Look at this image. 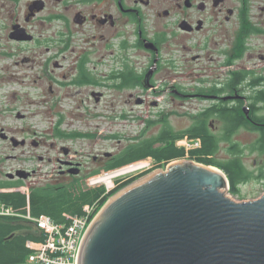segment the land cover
<instances>
[{
    "label": "flooded vegetation",
    "instance_id": "1",
    "mask_svg": "<svg viewBox=\"0 0 264 264\" xmlns=\"http://www.w3.org/2000/svg\"><path fill=\"white\" fill-rule=\"evenodd\" d=\"M228 1L5 0L11 8L21 4L22 11L21 17L11 22L8 37L15 26L18 31L23 30L24 36L31 37L25 41L9 40L46 47L48 57L29 60L30 73L35 78L51 80L50 93L53 88L58 91L52 100L54 109L73 103L70 120H83L82 112L92 107L117 110L132 104L131 110L141 109L138 116L144 119L137 120L144 124L139 134L129 140L131 144L153 140L154 147L174 143L185 148L184 142L196 147L200 142L199 126L206 125L211 136L231 149L245 141L248 133L258 134L248 131L247 126L264 128V68L250 69L242 62L232 70L233 61L228 59L225 67L230 70L226 74L209 80L198 78L186 87L178 82L181 68L173 62V52L184 48L182 39L199 34L208 26L206 19H195V14L217 10L232 16L233 10L225 7ZM171 17L177 26L173 32L167 24L159 23L160 19ZM241 18L240 48H234L239 54L262 35L249 24L246 8ZM35 22L39 32L32 31L30 25ZM198 57L193 56L192 60ZM63 124L66 128L60 130ZM55 126L47 137L34 133L31 137L22 134L14 138L17 167L4 173L0 192L19 191L28 197L35 187L88 188V178L102 171L88 175L103 170L119 152L92 153L83 147V142L95 135L88 137L87 133L70 130L73 124L62 117ZM12 138L6 136L4 140L13 146ZM117 144H121L119 136ZM154 166L160 169L155 162ZM17 172L19 175L15 176Z\"/></svg>",
    "mask_w": 264,
    "mask_h": 264
},
{
    "label": "water",
    "instance_id": "2",
    "mask_svg": "<svg viewBox=\"0 0 264 264\" xmlns=\"http://www.w3.org/2000/svg\"><path fill=\"white\" fill-rule=\"evenodd\" d=\"M146 174L94 212L75 264H264V194L235 202L221 170L191 160Z\"/></svg>",
    "mask_w": 264,
    "mask_h": 264
},
{
    "label": "rangeland",
    "instance_id": "3",
    "mask_svg": "<svg viewBox=\"0 0 264 264\" xmlns=\"http://www.w3.org/2000/svg\"><path fill=\"white\" fill-rule=\"evenodd\" d=\"M25 1L27 0H23ZM20 6L21 4H13L11 8L9 2L0 0V179H5L4 173L15 169L18 163V159L13 158L18 155L17 149L6 142L1 135L4 133L7 137L16 139L22 134L31 137L35 133L47 137V133L56 127L55 122L60 117L65 122L73 124L70 130L95 135L94 138L83 142V147L92 153H116L131 144L129 140L139 134L144 124L137 120L144 119L138 116L141 109L133 107L131 110L132 104L117 110L92 107L82 112L83 120L74 121L69 117H72L73 103L70 105L67 101V106H57L54 109L52 100L58 91L53 88V93H50L51 80L35 78L30 73L32 63L29 60L33 58L41 60L48 57L45 53L46 47L15 44L8 37L11 22L16 17H21ZM225 7L233 10L232 16H229L226 11L219 13L217 10L203 14L196 13L195 19H206L208 26L195 36H185L182 39L184 48L179 50L177 48L173 52V62L181 68L178 72L181 77L177 80L184 83L186 87L192 86L193 81L198 78L205 80L207 77L209 80L214 75L226 74L230 70L225 67L228 59L233 61L232 70L242 62H245L250 69L264 68V0H247L246 4L243 0H229ZM244 8L247 10L249 24L259 29L262 35L253 39L249 48L239 54L234 48H240L241 13ZM226 17L229 19L227 20ZM159 23L167 24L171 32L177 29L176 20L173 17L160 19ZM30 26L33 32H39L36 22ZM41 54L42 56L39 57ZM196 55L199 56L197 60H192V57ZM261 56L263 59L260 58ZM36 68L35 70H38ZM124 98L127 99L128 96L125 95ZM73 113L76 112L73 111ZM116 117L118 119H115ZM63 128H66L65 124L61 125L60 130ZM117 136L121 140L120 145L117 144ZM258 138V134L248 133L246 140L239 144L242 149L241 159L251 178L239 185L237 195H231L229 189L226 191L225 196L235 202L252 201L264 194V178L260 177L264 167V156L252 150ZM195 145L184 142L182 146L189 149ZM217 157L221 160L229 157L227 144H221Z\"/></svg>",
    "mask_w": 264,
    "mask_h": 264
},
{
    "label": "trees",
    "instance_id": "4",
    "mask_svg": "<svg viewBox=\"0 0 264 264\" xmlns=\"http://www.w3.org/2000/svg\"><path fill=\"white\" fill-rule=\"evenodd\" d=\"M264 101V96H262ZM248 131L258 132L259 138L254 143L252 150L264 156V128L247 126ZM192 131V130H191ZM88 137H91L88 135ZM193 136L192 138H195ZM200 142L196 147L186 150L176 147L174 143H162L154 147L153 140H144L123 148L112 157L110 164L103 170L91 172L88 176L100 171H111L128 164L145 160L150 157L160 168L177 160H191L197 164L212 166L220 169L229 182L231 195L239 193V185L251 178L242 159V149L239 144L231 149L227 148L229 157L221 160L217 157L223 142L211 136L206 125L199 126ZM264 170V167H263ZM262 170L261 178H264ZM141 176H135L118 184L114 190L105 194L103 187L82 188H57L43 186L31 188L28 197L19 191L0 192V213L9 211L11 214H0V264H25L30 251L28 242H42L44 235L40 234L34 225L23 218L30 216L37 218L45 215L56 224H68L64 214L70 217L81 216L85 206L96 205L99 210L103 204L116 192L128 186ZM9 185V183H6ZM11 185H16L11 183ZM19 185V184H17ZM3 186L0 184V187Z\"/></svg>",
    "mask_w": 264,
    "mask_h": 264
},
{
    "label": "built area",
    "instance_id": "5",
    "mask_svg": "<svg viewBox=\"0 0 264 264\" xmlns=\"http://www.w3.org/2000/svg\"><path fill=\"white\" fill-rule=\"evenodd\" d=\"M185 149L188 150V148ZM154 169H156L154 162L151 159H145L90 176L87 185L88 188L103 187L105 194H108L118 184L138 175L143 176ZM96 210L95 204L85 206L81 216L67 217L68 224H56L45 215L37 218L24 216L23 218L30 221L39 233L44 235L42 242L26 244L30 253L25 264H75L76 250L83 229ZM0 214L10 215L11 213L7 210Z\"/></svg>",
    "mask_w": 264,
    "mask_h": 264
}]
</instances>
